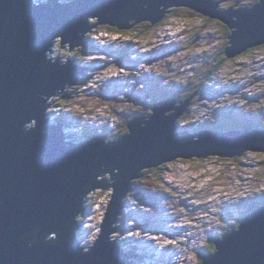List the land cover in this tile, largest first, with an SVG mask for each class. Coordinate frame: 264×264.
<instances>
[{"label":"water","instance_id":"obj_1","mask_svg":"<svg viewBox=\"0 0 264 264\" xmlns=\"http://www.w3.org/2000/svg\"><path fill=\"white\" fill-rule=\"evenodd\" d=\"M55 1L0 0V264H129V256L109 246L112 217L144 170L193 152L202 160L264 156V130L176 133L191 96L178 104L167 99L148 118L130 121L118 142L93 137L73 144L75 138L45 123L46 114L54 100L76 95L87 67L53 59L56 41L89 52L81 44L92 32L90 21L127 32L130 24L156 25L167 9L186 8L228 26L225 56L233 60L264 48V0L237 11H211L207 0ZM118 172L109 222L94 253L84 254L79 210L101 178ZM213 245L201 264H264V207L244 208L234 229Z\"/></svg>","mask_w":264,"mask_h":264},{"label":"rangeland","instance_id":"obj_2","mask_svg":"<svg viewBox=\"0 0 264 264\" xmlns=\"http://www.w3.org/2000/svg\"><path fill=\"white\" fill-rule=\"evenodd\" d=\"M65 1L71 0H56L58 3ZM210 1L217 7L239 10V7L245 9L243 4L258 3L260 0ZM167 10V18L159 26L151 28L146 24H130L127 32L90 21L92 32L87 33L83 40V46L92 49L90 56H87V52H71V47L63 49L61 41H56L53 59L88 67L87 80L79 78L76 95H67L64 103L58 99L51 103L48 125L62 126V129L58 128L59 131L75 138L73 144L93 137L115 142L129 134L127 124L130 121L150 113L155 105L153 102L159 106L163 97L171 95L170 99L178 100V104L193 90L192 86L195 90L196 85L205 80L207 72L224 58V50L229 47L228 26L186 8ZM111 39L116 44L119 41L123 44H113V47L100 51L104 54L93 51L94 46H107ZM102 59L106 62V67L101 68L104 72L101 69V72H92L97 66L99 68ZM127 59L135 63H126ZM226 60L214 76L216 83L211 82V93H206L209 88L204 91L207 82L200 90L199 87L196 89V92L200 91L195 94L199 105L192 110L209 114L208 110L217 108L225 117L224 124L217 129L231 131L238 127L242 129L248 119L264 117V77L260 72L264 68V48L235 61ZM123 64L134 66L129 77L122 70L125 68ZM144 65L149 66L145 71L152 69L150 77L141 75V66ZM121 71L127 78L120 83L119 79L111 81L112 76L118 77ZM92 74L96 75L90 76ZM189 83L191 86H188ZM221 88H224V95L216 96L215 93ZM255 96L257 99H253ZM220 114L215 113L211 117L218 119ZM227 118L243 123L227 122ZM72 125L77 127L73 130ZM191 129L178 131L177 128L176 133H201L195 127ZM206 132L216 131L211 128ZM157 168V171L150 169L140 176L125 199L123 212L114 219L112 217L109 241L116 243L122 254L134 255L129 258V263L157 264L154 256L136 257V253L139 254V246L145 244L156 251L159 243L153 239L157 237L154 233L164 234L162 228L168 227L165 231L170 229L173 212L176 214L175 220L181 221L177 226H183L179 238L186 240H178L169 256H173L170 262H159L201 264V256L206 251L214 252L211 243L213 235L220 237L226 234L231 229L227 228L228 223L238 221L244 208H250L255 200L259 205L264 202V156L249 153L242 159H221L218 156H208L204 160L178 158ZM101 180L111 182L110 177ZM112 192V188L105 187L86 199V212L90 215L87 217L84 211V216L80 217L82 220L78 222L84 252L98 241L96 231L99 229L102 232V224L109 222L106 213ZM139 209L145 212L141 213ZM114 210L117 211L116 208ZM134 212H138L136 216L132 215ZM157 218L167 219L166 223L156 227ZM88 220H91L89 225ZM147 228L149 236L144 234ZM147 247L145 250L142 247L140 252L146 251Z\"/></svg>","mask_w":264,"mask_h":264},{"label":"bare ground","instance_id":"obj_3","mask_svg":"<svg viewBox=\"0 0 264 264\" xmlns=\"http://www.w3.org/2000/svg\"><path fill=\"white\" fill-rule=\"evenodd\" d=\"M56 2V1H55ZM228 2V1H227ZM56 3H58V2H56ZM232 6V5H231ZM230 7V6H229ZM196 13V12H195ZM194 15V14H193ZM201 15V14H200ZM99 24V23H98ZM100 27V26H99ZM98 28V27H97ZM109 31V30H108ZM105 32V31H104ZM87 33H89V32H87ZM99 36V35H98ZM228 37L229 36H227V40H228ZM102 38V37H101ZM103 39V38H102ZM104 40V39H103ZM112 40V39H111ZM114 40V39H113ZM112 40V42L109 44H107V46H104L103 45V47L101 46L100 48H97V47H95L94 46V48H93V51L94 52H98V53H101V54H104L103 52H100V51H102V50H104V49H106V48H109V47H113V44H115V46H121V44H123V42H121V41H119V43H117L116 44V41L114 40L113 41ZM121 40V39H120ZM165 40H167V39H165ZM125 44V43H124ZM81 45H84L83 44V42H82V44ZM158 45V44H157ZM91 49V48H90ZM151 49V48H150ZM228 49V47L224 50V53L226 52V50ZM152 50V49H151ZM91 52H88L89 53V55L88 56H90V54L91 53H93L92 52V49L90 50ZM133 51V50H132ZM138 53V52H137ZM148 54V53H147ZM157 54V53H156ZM141 55V54H140ZM149 58H151V56H149ZM94 59H96V57L94 58ZM227 59V58H226ZM136 60V59H135ZM148 60H150V59H148ZM229 60V59H228ZM56 61H59V59H56ZM127 62L126 63H135V62H133L134 60H126ZM95 62H96V60H95ZM100 64L101 65H99V68H98V70L99 69H101V68H103V67H106V62H104L103 61V59L100 61ZM124 65V64H123ZM124 69H122V70H124V73L126 74V75H128V77L131 75V73H132V68H134V66H126V65H124ZM146 67H148L149 68V66H147V65H144V66H141V75L142 76H147V77H150L151 75H152V69H149L148 71H145V69H146ZM88 68V67H87ZM121 69V67H119V70ZM93 70V69H92ZM101 70H103V69H101ZM101 70H99L100 72H101ZM126 71V72H125ZM92 72H96V70H94V71H92ZM103 72H104V70H103ZM96 75V74H95ZM91 76H94L93 74L91 75ZM104 76L105 75H103L102 76V78H104ZM113 78H112V80L111 81H114V82H116L118 79H119V83L123 80V79H125V78H127L126 76H124V74H123V72L121 71L120 72V75H118V77H116L115 78V76H112ZM147 79V78H146ZM78 80H79V78H78ZM101 82H103V81H101ZM211 82H213L214 84L216 83L215 82V77H212V79H210V81L208 82V84H207V86H206V89L207 88H209V90L208 91H206V92H210L211 91ZM224 95V91H219L216 95ZM125 95V94H124ZM97 97H98V95H97ZM50 106H51V103H50ZM153 108V107H152ZM151 108V109H152ZM237 109V108H236ZM250 110H251V108H249ZM238 111H240V110H238ZM252 111V110H251ZM253 112V111H252ZM48 113H49V110H48V112H47V114H46V124H48V121H49V119H48ZM152 113V112H151ZM257 113H255V115H256ZM263 114V113H262ZM249 115H251V114H249ZM260 119V118H259ZM228 120L229 121H235V122H237V123H240L241 121H236V120H230L229 118H228ZM258 119L257 118H255L254 117V119H248L245 123H243V127H242V129H248V130H250V131H254V130H257L256 128H253V126H250L251 125V123H248L249 121H252L253 123L254 122H256ZM133 121V120H132ZM134 121H137V119H134ZM51 124H53V122H51ZM247 125V126H246ZM50 126V125H49ZM73 126V130L77 127L76 125H72ZM248 126H250V127H248ZM247 127V128H246ZM257 127V126H256ZM56 128V130H58L59 131V129L57 128V127H55ZM239 130H241L240 129V127H238L237 129H235L234 131H239ZM195 131H197V130H195ZM194 131V132H195ZM191 132H192V130H191ZM61 133V132H60ZM78 133V132H77ZM186 133H188V132H186ZM201 133H203V132H201ZM124 137H126V136H124ZM123 137V138H124ZM122 138V139H123ZM122 139H120V140H122ZM120 140H118V141H120ZM118 141H116V142H118ZM196 156H198V155H196V152H193V157H196ZM208 156H212L211 154H206V155H204V158H207ZM176 159H178V158H176ZM179 159H183V158H179ZM174 160V159H173ZM173 160H170V162L171 161H173ZM183 160H186V159H183ZM157 167H155V168H152V169H156ZM148 170H150V169H148ZM144 171H146V170H144ZM143 171V172H144ZM118 174H119V172L118 173H116L115 175H113L112 177H110L111 178V182H110V184L107 186V187H109V188H112V191H113V188H114V181H115V179H116V177L118 176ZM141 176V175H140ZM140 176L137 178V180L138 179H140ZM136 180V181H137ZM104 182V184L103 185H107L106 183H105V181H103ZM155 182V181H154ZM164 183L165 184H167V181L166 180H164ZM134 184V183H133ZM133 184H132V186H133ZM132 186L129 188V190L127 191V193H125L124 195H123V200L121 201V208H120V212H119V214H121L122 212H123V209H124V201H125V199H126V197L128 196V194L132 191ZM145 190H143L142 192H144ZM110 194V193H109ZM112 195H113V192H112ZM163 195V194H162ZM111 202H112V196H111V200L109 201V203H108V206H107V210L108 211H110V208H111ZM120 204V200L117 202V204L114 206V208H118L119 205ZM83 207H84V209H86V211H87V206H86V200L83 202ZM137 207V206H136ZM147 207V206H146ZM131 208V207H130ZM139 212H141V213H144L145 211H143L142 209H139ZM83 213H84V211H80L79 210V213H78V217H77V219L78 218H80V217H82V216H84L83 215ZM132 213V212H131ZM137 213L138 212H134L132 215L133 216H136L137 215ZM162 216V215H161ZM175 216H176V214L175 213H171V217H170V219H171V221H169L170 222V225H169V227H170V229L168 230V231H165V230H167L168 229V227H165V228H162L161 230L164 232V234L163 233H154V234H156L157 235V237L156 238H153V239H155V241L156 242H158L159 243V245L158 246H156V247H158L157 249H156V251L155 252H152L151 253V256H154L153 257V260L156 258L157 259V264H159L160 262H159V260H162V261H171V260H169V259H172L173 258V256H172V258H170L169 256H171V254H172V251H174V246H176V243L178 242V240L179 239H182L181 241H185L186 239L185 238H179L180 237V235H181V230H183L182 228H183V226H177V224L178 223H181V221H176L175 220ZM177 217H180L179 215H177ZM166 218V217H165ZM165 218H157V221L156 222H158L155 226L156 227H161L162 225H164L165 223H166V220L167 219H165ZM134 219H136V218H134ZM138 219V218H137ZM195 221V220H194ZM159 223L161 224V225H159ZM184 223V222H183ZM185 223H187L186 221H185ZM79 225V224H78ZM178 227H179V230H178ZM151 228V227H150ZM160 229V228H159ZM131 230V229H130ZM204 230V229H203ZM144 231H146V232H144V234L145 235H147V236H149L148 235V228L147 229H145ZM154 231H155V228H154ZM193 233V232H192ZM137 234V233H136ZM161 236H160V235ZM182 234L185 236V234H184V231L182 232ZM147 238V237H146ZM54 240V241H57V238H50V241L51 240ZM149 239L151 240L152 238H150L149 237ZM148 239V240H149ZM98 240H99V236H98ZM98 242V241H97ZM96 242V243H97ZM151 242H154V241H152L151 240ZM96 243H93L89 248H88V251H86V252H84V254H87V253H89V254H91V253H94V251H93V247L95 246V244ZM162 243V244H161ZM181 244H183V243H181ZM160 245L162 246V248H160ZM109 246L111 247V249L112 250H115V252H116V254L117 255H124V254H122L121 253V251L116 247V243H114V242H111L110 241V244H109ZM142 247L144 248V250L146 249V247H147V245L145 244V245H142ZM136 248V247H135ZM142 248V249H143ZM167 248H169V250L167 249ZM163 249H166V251L164 252V253H161V251L160 250H163ZM143 253V254H142ZM142 253L140 252V254H139V256L140 257H143L144 256V254H145V251H142ZM166 253H168V255L166 254ZM209 254H211V253H209ZM209 254H206V255H209ZM130 256H134L133 254H129ZM162 263V262H161ZM160 263V264H161ZM129 264H131V263H129ZM171 264H172V262H171ZM173 264H176V263H173Z\"/></svg>","mask_w":264,"mask_h":264},{"label":"trees","instance_id":"obj_4","mask_svg":"<svg viewBox=\"0 0 264 264\" xmlns=\"http://www.w3.org/2000/svg\"><path fill=\"white\" fill-rule=\"evenodd\" d=\"M208 5V7H207V9H211V11H213L214 9H215V6L213 5V2H212V4L210 3V1L209 0H207V2H206ZM255 3H257L256 1H254V2H252V3H247V4H243V6H244V8H250V7H252L253 5H255ZM151 3H150V1H147V5H150ZM246 5V6H245ZM145 8H147V6H142L141 7V9L142 10H144ZM161 24V22H159V23H157L156 25H152L151 26V22L149 21V24H146V25H148L149 27H151V28H153V26H159ZM229 29V28H228ZM145 31H147V30H145ZM118 32V31H117ZM228 34L230 35V31L228 32ZM87 43V42H86ZM88 46V45H87ZM89 48V47H88ZM82 49H84V48H82ZM91 49L89 48V52H91L90 51ZM85 52V51H84ZM248 52V51H247ZM246 53V52H245ZM245 53H243V54H241V55H244ZM87 54H88V52H87ZM224 55H225V53H224ZM241 55H239V56H241ZM88 56V55H87ZM237 58H239L238 56L237 57H235L234 59H237ZM225 61H227L226 60V56H224V58L223 59H221V61H219V63H217L210 71H208L207 72V74H206V78H205V80L204 81H202L201 83H199V84H197L196 85V87L198 88L199 87V89L198 90H200L205 84H206V82L208 83V81H210L209 79H212V77H214L215 76V74L216 73H218V71L220 70V68L222 67V65H221V63H224ZM188 86H191L190 85V83H189V85ZM196 88V89H197ZM191 89H193V90H191L188 94H187V96L185 97V99L184 100H186V99H188V98H190L193 94H194V97H193V99H192V101H191V103H190V105H189V107L187 108V110H186V112L183 114V116L182 117H180L178 120H177V128L179 129V130H181V129H184V128H181V124L182 123H186L187 122V120H189V118H190V112H191V110H192V108L194 107V106H196V104H197V101H196V99H197V97L195 96V94L196 93H199V92H196V91H198V90H194V87L192 86L191 87ZM243 89V88H242ZM205 90H206V88H205ZM177 97H179V96H177ZM196 97V98H195ZM171 98V95H167V96H165V97H163V99H162V104L167 100V99H170ZM173 99H175L176 100V98L173 96ZM181 99V98H180ZM184 100H182V101H180L179 103H182ZM176 101H178V100H176ZM65 101L63 100L62 101V103H64ZM153 103H155V105H154V107L158 104V103H156V102H153ZM152 103V104H153ZM160 104V103H159ZM151 115V111H150V113H146V114H144V116L143 115H140L142 118H144V119H146V118H148L149 116ZM64 120V119H63ZM62 120V121H63ZM59 122H60V120H59ZM58 122V123H59ZM227 122H229V120H227ZM213 123H215L214 121H210L209 123H207V121H205V122H203V126L204 127H202L201 125H197V127H195V128H197L200 132H205L206 130L204 129V128H209L210 129V125H212ZM248 123H251V125L250 126H253V128H256V126H257V124H258V120L256 121V122H252V121H249ZM262 123L264 124V117L262 118ZM247 126V125H246ZM250 126H248V127H250ZM185 127H186V129L187 130H189V129H191L193 126L190 124V123H187V126L185 125ZM217 128V127H216ZM247 128V127H246ZM237 129V128H236ZM257 129V128H256ZM192 130V129H191ZM197 130V131H198ZM235 130V129H234ZM85 131L88 133V130L87 129H85ZM195 131V130H194ZM219 132H223V133H228V132H231V131H226V130H218ZM124 136V135H123ZM122 136V137H123ZM87 137H91V135H87ZM87 139V138H86ZM120 139V138H119ZM118 139V140H119ZM118 140H115V142L116 141H118ZM153 170H155V171H157L158 170V168H156V169H153ZM148 170H146V171H144L142 174H141V176L142 175H144V173H146ZM157 173V172H156ZM105 181V180H104ZM105 183L107 184V185H103L104 184V182L102 181V183L100 184L99 183V185H98V187L101 189V190H104V188L105 187H107L110 183L109 182H107V181H105ZM134 184H135V182H134ZM133 184V185H134ZM255 200V199H254ZM256 201V200H255ZM255 201H254V204H251L250 205V209L252 210V209H254V208H256V207H258V206H263L264 205V202L262 201V204L261 205H259V203H255ZM124 203H125V201H124ZM264 207V206H263ZM232 230V229H231ZM213 248H214V245H213ZM214 250H215V248H214ZM210 252H208V251H206V254H209Z\"/></svg>","mask_w":264,"mask_h":264},{"label":"built area","instance_id":"obj_5","mask_svg":"<svg viewBox=\"0 0 264 264\" xmlns=\"http://www.w3.org/2000/svg\"><path fill=\"white\" fill-rule=\"evenodd\" d=\"M260 72H261V75H262V77H264V68L263 69H261L260 70ZM224 88H221L220 90L222 91ZM227 90H229V88L227 89ZM204 91H206V90H204ZM219 91H217L215 94H217ZM206 93H211V92H206ZM216 96H218V95H216ZM249 98V97H248ZM247 98V99H248ZM253 99H257V97L255 96V97H253ZM257 105H259L258 103H256ZM199 105V103H197L196 104V106H198ZM196 106H194V107H196ZM193 107V108H194ZM192 108V109H193ZM208 112H209V114L206 112H203V113H201V114H199V113H197L196 111H194V110H191V112H190V118H189V120H187V122L185 123H183L182 125H181V128H184V129H186V127H185V125L187 126V123H190L193 127H197V125H201V126H203V122H205V121H207V122H209V121H214V122H216L217 124H219V123H221L222 121H224L223 119L225 118V117H223L224 115H222V114H220V111L217 109V108H213V109H210V110H208ZM246 112H248V111H246ZM215 113H217V114H220V118H218V119H212V115L213 114H215ZM254 115H255V113H254ZM186 216V215H185ZM184 223H185V221H184ZM185 226H186V223H185Z\"/></svg>","mask_w":264,"mask_h":264},{"label":"clouds","instance_id":"obj_6","mask_svg":"<svg viewBox=\"0 0 264 264\" xmlns=\"http://www.w3.org/2000/svg\"><path fill=\"white\" fill-rule=\"evenodd\" d=\"M241 57H243V56H241ZM241 57H239V58H241ZM238 59V58H237ZM56 60V59H55ZM236 59H233V61H235ZM96 71H98V69L96 68ZM91 76V75H90ZM228 119V118H227ZM242 122V121H241ZM243 123V122H242ZM61 128H62V126H61ZM257 130H264V124L262 123V118H260V119H258V124H257ZM182 131H183V129H181ZM210 130H211V128H210ZM244 130H247V129H241V130H239V131H244ZM178 131H179V129H178ZM231 131H234V130H231ZM216 132H219L218 130H216ZM136 182V181H135ZM99 190H101V189H99ZM258 207H260V206H258ZM257 208V207H256ZM85 212H86V209H85ZM126 213V212H125ZM124 213V214H125ZM177 214H178V212H177ZM84 215H86V213L84 214ZM88 215H90L89 213H88ZM92 215H94V214H92ZM78 220V222H80L82 219H80V218H78L77 219ZM233 220H235V219H233ZM89 221H91V220H88V225H89ZM229 223H231V224H229ZM228 223V226H227V228H231V229H233L232 227L233 226H235V224L237 223V220H235L234 222H229ZM82 226H83V224H82ZM88 227V226H87ZM98 227V226H97ZM187 227V226H186ZM99 228V227H98ZM99 230V229H98ZM96 231L97 232V234H98V236H100V233H101V231ZM178 230H179V227H178ZM88 235H89V231H88V228H87V232H86ZM227 234V233H226ZM225 235V234H224ZM223 236V235H222ZM222 236H220V237H222ZM212 237H214V238H211V243H213L217 238H220L219 236H217V235H213ZM189 238H190V235H189ZM204 245V244H203ZM151 248L152 247H147V250L145 251V254H144V256H151V253L152 252H154L155 251V249L154 250H151ZM142 250V247L141 246H139V251H138V253L140 254V251ZM163 251H166V249H163V250H161V252H163ZM139 254H137L136 253V257L137 256H139ZM129 256V258H131V256L130 255H128ZM203 256V255H202ZM201 256V257H202ZM140 259V258H139ZM143 263V262H142ZM131 264H133V263H131ZM149 264H151V262H149Z\"/></svg>","mask_w":264,"mask_h":264},{"label":"flooded vegetation","instance_id":"obj_7","mask_svg":"<svg viewBox=\"0 0 264 264\" xmlns=\"http://www.w3.org/2000/svg\"><path fill=\"white\" fill-rule=\"evenodd\" d=\"M228 2H229V1H228ZM211 4H212V1H211ZM238 9H241V8L239 7ZM230 11H237V10H230ZM224 26H225V24H224Z\"/></svg>","mask_w":264,"mask_h":264}]
</instances>
